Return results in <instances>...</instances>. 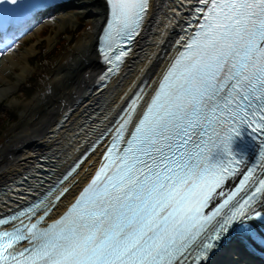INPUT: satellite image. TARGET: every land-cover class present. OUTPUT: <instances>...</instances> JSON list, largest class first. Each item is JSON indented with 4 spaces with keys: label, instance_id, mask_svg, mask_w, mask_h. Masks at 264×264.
Masks as SVG:
<instances>
[{
    "label": "snow or ice",
    "instance_id": "6c2138e0",
    "mask_svg": "<svg viewBox=\"0 0 264 264\" xmlns=\"http://www.w3.org/2000/svg\"><path fill=\"white\" fill-rule=\"evenodd\" d=\"M108 2L101 52L111 72L139 35L149 0ZM193 10L197 25L142 118L127 136L131 114L119 123L105 163L70 208L50 224L41 222L58 206L52 199L0 217V264H204L230 231L255 238L264 179L227 212L235 191L206 210L238 171L242 158L231 145L243 126L264 158V0H196ZM217 149L225 156L213 162ZM252 175L248 169L241 187ZM67 191L46 196L58 201Z\"/></svg>",
    "mask_w": 264,
    "mask_h": 264
},
{
    "label": "bare ground",
    "instance_id": "6f19581e",
    "mask_svg": "<svg viewBox=\"0 0 264 264\" xmlns=\"http://www.w3.org/2000/svg\"><path fill=\"white\" fill-rule=\"evenodd\" d=\"M187 1L149 0V9L143 20L142 36L134 42L119 70L103 85L96 82L101 65L98 62L95 42L100 20L106 11L105 3L103 0L70 2L78 14L89 16L87 21H92L93 28L82 33L71 52L72 56L57 64V79L50 83L49 91L37 96L35 103L24 109L21 120L13 125L12 134L0 147V184H10L7 190L0 192V211L13 203V200H17V196L24 191L22 186L26 180L27 186L35 183L36 179L40 182L42 178L34 176L41 170L38 163L39 154L49 151L55 155L49 162L52 167L49 166L47 171H58L89 143L90 137L96 131L95 125L105 119L110 120L117 113L143 77L148 76V81L151 80L148 89L152 88L166 63L165 56L178 30L179 22L189 7L190 3ZM66 17L61 16L63 20ZM43 28L42 25L33 34H39ZM30 36L32 35L22 36L20 43L15 47L20 46ZM9 60H15L10 49L0 56V74L4 75ZM22 74L23 72L20 76ZM6 76L10 78L8 74ZM98 107H101L99 113H107L102 121L100 114L88 117ZM103 141H100L68 179L63 181L70 182V186L66 194L57 201L58 206L52 215L63 209L90 175L99 158L98 149L102 148ZM94 156L95 159H92ZM43 184H38L37 187ZM222 253L223 255L219 256L220 261L213 264H252L246 259L248 255L243 249L236 248L230 252L223 250Z\"/></svg>",
    "mask_w": 264,
    "mask_h": 264
},
{
    "label": "rangeland",
    "instance_id": "374dc122",
    "mask_svg": "<svg viewBox=\"0 0 264 264\" xmlns=\"http://www.w3.org/2000/svg\"><path fill=\"white\" fill-rule=\"evenodd\" d=\"M66 9L57 13L56 19L53 15L49 23L45 16L32 24L26 33L32 36L11 48L16 61L9 60L4 75L0 74V147L12 134L13 125L21 120L24 109L49 91L50 83L57 79V64L70 58L82 33L93 28L92 21H87L89 16L78 14L73 6ZM62 15L67 17L63 20ZM41 23L44 31L34 35Z\"/></svg>",
    "mask_w": 264,
    "mask_h": 264
}]
</instances>
